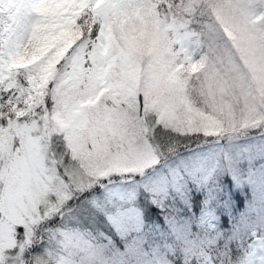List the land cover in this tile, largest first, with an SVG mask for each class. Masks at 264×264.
<instances>
[{
    "label": "snow or ice",
    "instance_id": "snow-or-ice-1",
    "mask_svg": "<svg viewBox=\"0 0 264 264\" xmlns=\"http://www.w3.org/2000/svg\"><path fill=\"white\" fill-rule=\"evenodd\" d=\"M0 264H264V0H0Z\"/></svg>",
    "mask_w": 264,
    "mask_h": 264
}]
</instances>
